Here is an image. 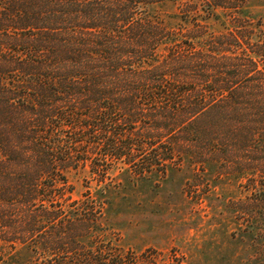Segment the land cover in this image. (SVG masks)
Masks as SVG:
<instances>
[{
  "label": "trees",
  "instance_id": "obj_1",
  "mask_svg": "<svg viewBox=\"0 0 264 264\" xmlns=\"http://www.w3.org/2000/svg\"><path fill=\"white\" fill-rule=\"evenodd\" d=\"M166 1L176 25L151 15ZM247 1L0 0V264L148 261L101 240L108 202L74 199L72 170L110 179L100 194L120 165L264 172V30ZM222 14L235 27L211 30Z\"/></svg>",
  "mask_w": 264,
  "mask_h": 264
},
{
  "label": "rangeland",
  "instance_id": "obj_2",
  "mask_svg": "<svg viewBox=\"0 0 264 264\" xmlns=\"http://www.w3.org/2000/svg\"><path fill=\"white\" fill-rule=\"evenodd\" d=\"M180 6L179 1H166L155 5L151 15L173 26L180 22ZM243 16L264 30V0H248ZM206 21L211 30L235 27L223 14ZM259 66L264 68V63ZM249 161L247 168L254 165ZM224 165L186 158L154 166L146 176L120 165L105 194L99 191L110 179L98 183L89 168L72 170L68 179L74 199L90 189L94 197L107 200L103 223L109 230L101 240L148 259L140 264H264V172L238 174ZM28 257L26 251L20 255L23 261Z\"/></svg>",
  "mask_w": 264,
  "mask_h": 264
}]
</instances>
